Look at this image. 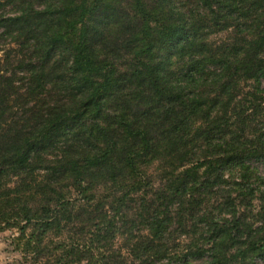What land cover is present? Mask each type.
Segmentation results:
<instances>
[{
	"label": "trees",
	"instance_id": "trees-1",
	"mask_svg": "<svg viewBox=\"0 0 264 264\" xmlns=\"http://www.w3.org/2000/svg\"><path fill=\"white\" fill-rule=\"evenodd\" d=\"M264 0H0V232L25 264L264 257Z\"/></svg>",
	"mask_w": 264,
	"mask_h": 264
},
{
	"label": "rangeland",
	"instance_id": "rangeland-1",
	"mask_svg": "<svg viewBox=\"0 0 264 264\" xmlns=\"http://www.w3.org/2000/svg\"><path fill=\"white\" fill-rule=\"evenodd\" d=\"M252 165L257 168L259 175L264 179V161L254 162ZM12 236H17V232L14 230L0 232V264H25L22 260V253L12 244ZM256 264H264V257L257 259Z\"/></svg>",
	"mask_w": 264,
	"mask_h": 264
}]
</instances>
